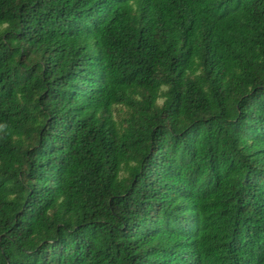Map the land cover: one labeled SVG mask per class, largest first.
Masks as SVG:
<instances>
[{"label":"trees","instance_id":"1","mask_svg":"<svg viewBox=\"0 0 264 264\" xmlns=\"http://www.w3.org/2000/svg\"><path fill=\"white\" fill-rule=\"evenodd\" d=\"M0 264H264V0H0Z\"/></svg>","mask_w":264,"mask_h":264}]
</instances>
